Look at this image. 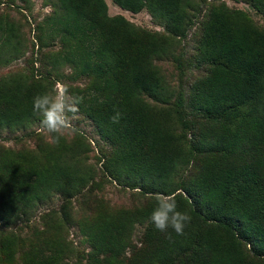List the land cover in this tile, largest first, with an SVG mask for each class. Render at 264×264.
<instances>
[{
	"label": "trees",
	"instance_id": "1",
	"mask_svg": "<svg viewBox=\"0 0 264 264\" xmlns=\"http://www.w3.org/2000/svg\"><path fill=\"white\" fill-rule=\"evenodd\" d=\"M112 1L133 13L146 9L164 31L109 15L105 0H54L37 23L36 42L39 50L59 44L42 54L51 71L67 66L61 76L86 78L67 87L83 97L78 111L109 146L102 174L140 200L109 208L95 199L93 210L75 220L71 199L98 187L86 168L90 149L82 134L34 149L0 146V222L28 223L38 204L55 193L63 197L60 211L44 214L32 236L0 235V264H65L73 249L64 229L73 223L89 245L75 264H264V26L224 0ZM246 2L264 17V0ZM195 23L192 59L203 72L182 94L156 60ZM19 30L0 14V46L8 53L21 49ZM48 76L0 77V128L40 118L33 99L52 89ZM157 193H174L178 210L191 216L183 235L152 225ZM136 224L144 225L138 245L131 241Z\"/></svg>",
	"mask_w": 264,
	"mask_h": 264
},
{
	"label": "rangeland",
	"instance_id": "2",
	"mask_svg": "<svg viewBox=\"0 0 264 264\" xmlns=\"http://www.w3.org/2000/svg\"><path fill=\"white\" fill-rule=\"evenodd\" d=\"M108 7L109 15L121 14L126 19L137 26L143 27L151 31L163 32L162 23L154 19L146 9L133 13L125 10L114 4L112 0H105ZM0 14L2 17L14 21L20 28L22 44L18 54L15 52L8 53V46H0V54L6 56L0 62V77L12 72H24L26 74L46 75L47 72H52L53 76H48L52 82V88L56 82L59 81L66 86L82 85L87 80L80 76L78 79L72 80L69 76H61V74H68L69 68L67 66L59 68L58 71H51L50 62L46 54L55 51L59 48L57 43L54 46L42 48L37 47V23L52 12V3L54 0H0ZM227 6L231 8H241L247 11L250 17L259 25L264 26V17L252 8L246 0H224ZM199 18H202V13ZM198 23L190 26L187 35L176 45L173 52L167 53L156 60L164 77L168 83L175 89L180 90L185 94L191 82L200 76L203 72L201 66H197L192 59L196 39L199 34ZM60 74V76H57ZM42 77V76H34ZM69 94V93H68ZM69 96H71L69 94ZM40 118L32 120L24 125L18 127H2L0 128V146L5 148L18 150L22 148L34 149L39 143H51L48 134L41 129ZM74 132L80 133L85 137L84 142L88 144L89 151L86 153V168L91 169L95 173L94 181L98 182L89 193L85 189L84 195H78L71 199V214L73 219L80 218L84 213H89L93 210L94 200H101L105 207L130 208L137 205L140 200V195L129 188H121L115 182L107 179L101 171V162L103 157V150L109 149L103 141L100 140L96 128L92 121L78 111L77 118L72 120V128L65 132L63 138L66 141H71ZM85 196V197H83ZM86 201L83 203V199ZM63 203V197L59 193L53 194L49 199L41 202L30 214V219L27 222L18 219L11 224L0 222V235L13 231L16 235L22 237L32 236L35 229L40 230L43 224V216L47 212L53 210L60 211ZM102 205V206H103ZM144 225L136 224L131 232V241L134 244H139V238L142 234ZM64 236L66 242L73 249L71 255L66 257L65 264H75L77 257H85V253L89 250V245L86 237L81 234L75 223L67 224L64 229ZM130 247L126 248V253H129ZM19 249L15 250V256L19 254ZM83 257V259H84Z\"/></svg>",
	"mask_w": 264,
	"mask_h": 264
},
{
	"label": "clouds",
	"instance_id": "3",
	"mask_svg": "<svg viewBox=\"0 0 264 264\" xmlns=\"http://www.w3.org/2000/svg\"><path fill=\"white\" fill-rule=\"evenodd\" d=\"M68 93V87L57 81L50 91L33 99V112L41 117V129L54 144H58L65 132L72 128V120L77 118L78 105L83 100V97L69 96ZM120 118L121 114L117 111L110 120L115 124ZM149 219L156 230L167 232L171 228L177 235H183L184 228L191 222L187 212L178 210L174 193L156 194L155 207Z\"/></svg>",
	"mask_w": 264,
	"mask_h": 264
},
{
	"label": "crops",
	"instance_id": "4",
	"mask_svg": "<svg viewBox=\"0 0 264 264\" xmlns=\"http://www.w3.org/2000/svg\"><path fill=\"white\" fill-rule=\"evenodd\" d=\"M115 4V3H114ZM118 6V5H117ZM121 8V7H120Z\"/></svg>",
	"mask_w": 264,
	"mask_h": 264
}]
</instances>
